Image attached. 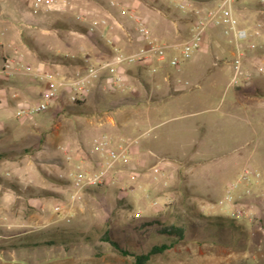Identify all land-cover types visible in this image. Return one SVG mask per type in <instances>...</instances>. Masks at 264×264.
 I'll return each mask as SVG.
<instances>
[{
	"label": "rangeland",
	"instance_id": "rangeland-1",
	"mask_svg": "<svg viewBox=\"0 0 264 264\" xmlns=\"http://www.w3.org/2000/svg\"><path fill=\"white\" fill-rule=\"evenodd\" d=\"M34 1L0 0V35L12 27L21 29L28 51L44 61L71 54V46L76 51L84 46L69 31H86L78 15L105 20L95 12L79 13L71 7L74 0H54L52 10L34 13ZM85 1L88 7H98L90 5L96 3L93 0ZM96 1L102 6L116 2L141 20L149 15L150 21H143L160 44L171 43L168 36L174 28L180 33L183 24L193 22L177 8L183 0ZM86 39L87 54L95 57L100 49L95 40ZM205 55V62L195 55L179 68L165 63L154 64L155 73L146 69L145 78L154 79L141 89V100L148 103L112 116L115 127L99 124L103 114L127 105L124 99L110 103L111 96L127 95L119 88L118 93L106 88L108 93L94 96L89 106L74 108L59 98L46 112L26 117L38 126L34 134L39 136L29 138L28 158L0 172L17 188L0 185V264H135L132 256H122L104 237L131 254H142L172 242L160 231L169 227L182 229V239L147 264H264V229L257 223L264 220L262 208H252L254 222H238L246 229L242 235L198 218H231V206L217 205L225 189L239 181L243 166L264 172V164H258L264 157V115L235 116L233 87L227 86L232 72L225 64L214 65L210 51ZM167 74L169 83L163 80ZM102 138L114 150L130 143L127 162H116L105 183L82 190L81 199L73 202L75 175L95 173L108 161L94 144ZM132 148L138 149L137 156H130ZM80 161L90 167H79ZM18 169H31L34 175H18ZM24 177L29 179L26 188L20 183ZM253 192L264 196V185Z\"/></svg>",
	"mask_w": 264,
	"mask_h": 264
},
{
	"label": "crops",
	"instance_id": "crops-1",
	"mask_svg": "<svg viewBox=\"0 0 264 264\" xmlns=\"http://www.w3.org/2000/svg\"><path fill=\"white\" fill-rule=\"evenodd\" d=\"M74 2L75 4L71 7L75 9L79 8V13L83 12L88 15L90 14L89 12H91V14L95 12L96 14H100L101 17H104L108 22L109 28H102V32L108 37L113 38L122 52L129 54L136 51L141 46L142 43L135 30V23L128 17L120 14V7L110 8L109 5L102 6L97 3L98 1L96 0H93V2L96 3L91 2L90 5L95 4L98 7H88L85 0H74ZM201 6L203 8L213 7L214 3H205ZM233 7L234 15L238 19L239 27L248 32L250 36L249 41L255 46L253 50H250L246 47V44H244V56L242 58L241 71L243 74L248 75V78H242L241 82L236 86L230 84L233 74L231 67L233 48L232 45L229 44L228 38L223 36L219 29L213 28L206 33L202 48L196 56L200 55V61L205 62L207 60L205 52L210 51L214 57V65L223 66L225 64L228 69L231 70L232 74L227 86L233 87L230 100L236 117H239L237 114L241 112L246 114V117L258 116L260 114L264 115V4H259L257 0H235ZM59 18L61 17H56V19ZM92 19V17L88 16L87 20L79 24L86 28ZM143 20H145V22L146 20L150 21V16L148 15L147 17H144ZM191 26L192 23L183 24L182 28H179L180 33L174 28V31L172 33L170 32L171 34L169 33L170 36H168L171 40L170 42H180V40L188 37ZM21 31V29L15 31L12 27L6 30L5 35H0V61L2 59L12 58L19 60L26 65L31 64L30 66L32 67L43 65L47 71L57 73L60 77H69L71 73L79 67L64 66L59 63H53L52 61L49 62L42 60L34 52L28 51L26 45L20 39ZM69 31L71 34L75 35L72 39L79 43H83L84 46H78L77 51L75 50L76 47L71 46L72 53L69 55H62L63 57L67 56L79 60L87 57L93 62L102 58L99 56V51L97 50L95 51V57L88 56L85 47L87 42L85 34L76 33V31L72 33V30ZM53 57L55 58L58 56L53 55ZM148 68L150 67L136 64L124 66L121 69L120 74L122 77V85L119 89H123L122 92L125 91L127 95L118 99L116 97L117 95L109 98L113 99L110 102L113 104L117 103L118 100L124 99L126 100L127 105L118 107L114 113L103 114L101 118H104V122L99 124L100 126L115 127V122L112 116L118 114L121 115L122 111L125 109L133 112L140 106L144 105V103L145 105L148 103L141 100V89L142 87L146 88L147 86L145 82L150 83L151 80H154H147L145 78V71ZM163 80L169 83V74L163 77ZM46 87V84L38 83L31 77L21 73L11 77L0 75V155L2 156L0 159V172L3 168L11 170L7 165L15 164L16 160L29 157L27 156L26 148L29 145V138L39 136L34 134V131L38 129V126L34 123H30V121L26 120V117L24 116L17 117V112L25 108L27 105L36 104H29L30 100H33V102L40 101ZM106 88L103 80L95 83L85 94L82 103L89 106L95 98L94 96L103 92L108 93ZM114 91H116V89H114ZM151 99L152 97L150 100ZM158 99H162V97ZM121 128L123 132L127 131L125 126ZM138 154L139 152L137 148H132L130 150L131 157L137 156ZM92 159L95 160L97 158L92 157ZM258 161V164L263 166L264 157L260 158ZM80 166L89 168L90 164L80 161L79 167ZM12 167L15 168L14 165ZM246 167L247 166H243L240 171L242 172ZM123 171L124 170H121L119 173L122 174ZM35 173L37 177L41 178L38 172L35 171ZM17 174L23 176L34 175L31 172V169H18ZM0 179L2 181H8L7 178L2 177L1 175ZM28 182L29 179L24 177L20 183H22V187L26 188L27 185L30 186ZM242 188L243 187H241L240 190Z\"/></svg>",
	"mask_w": 264,
	"mask_h": 264
},
{
	"label": "built area",
	"instance_id": "built-area-1",
	"mask_svg": "<svg viewBox=\"0 0 264 264\" xmlns=\"http://www.w3.org/2000/svg\"><path fill=\"white\" fill-rule=\"evenodd\" d=\"M210 2L214 3L213 7L203 8L201 6ZM234 2L235 0H183L177 4V8L183 14H189L193 18L189 36L180 42L160 44L151 36L145 22L133 11L125 10L118 3L111 1L110 8L120 7V14L135 23V30L142 43L141 46L129 54L122 52L113 38L102 32V28H107L106 21L94 19L90 21L86 31L89 35L98 36L110 50V55L95 62L87 57L82 59L83 65L74 70L69 77H60L57 73L47 71L43 65L32 67L12 58L2 59L0 75L11 77L21 73L47 86L41 100L19 110L17 117H31L46 112L59 98H66L69 103L83 102L88 90L101 80L109 89L120 88L122 85L120 71L124 66L141 64L150 67L152 73L157 70L154 64L160 66L167 63L171 68H179L184 61L191 60L201 50L206 33L213 28L219 29L232 45L231 67L233 74L230 84L238 85L242 78H248V75L241 71L244 44L250 50H253L255 46L250 43L248 32L239 27L238 19L234 15ZM257 2L261 5L264 4V0H257ZM53 8L54 0H35L32 5L34 13L40 10L50 11ZM76 18L79 23L85 21L82 15H78ZM185 85L188 83L185 82ZM94 144L97 149L107 154L108 161L100 164L99 170L95 173L86 175L78 172L75 175L73 180L75 192L71 196L73 202L81 199L82 190L95 188L105 183L109 170L116 162H127L130 143L120 147L119 150L109 149L104 138L95 140ZM63 150L65 151V149ZM69 159L70 157L67 155V160ZM153 173H159L158 169L153 168ZM263 184L264 172L246 167L242 170L239 181L225 189L224 195L218 200L217 205L231 206V218L236 221L252 223L257 219L253 209L244 208L241 202L255 196L261 199L264 206V196L253 192V188ZM241 186L243 189L240 190ZM54 210L61 213L59 207H55Z\"/></svg>",
	"mask_w": 264,
	"mask_h": 264
},
{
	"label": "trees",
	"instance_id": "trees-1",
	"mask_svg": "<svg viewBox=\"0 0 264 264\" xmlns=\"http://www.w3.org/2000/svg\"><path fill=\"white\" fill-rule=\"evenodd\" d=\"M84 34L89 39L95 40V44L99 47V49H100L99 51H101L100 55L103 56L101 59L109 57L110 50L104 44L102 45L100 43L101 40L98 36L89 35L87 33V31H85ZM53 60H54V61H52L53 63H59V64H62L64 66H75L76 67V66H82L83 65L82 60L67 57V56L55 57ZM82 104H83L82 102L71 103L72 107H74V108L79 107V105H82ZM1 157L2 156L0 155V159H1ZM0 185L3 186L4 188L11 189L13 191H15L17 189L14 184H10L9 182L2 181L1 179H0ZM243 204L246 205V207H248V208L260 207V208H262V210H264V206L261 202V199H259L258 197H255V196L243 201ZM198 218L205 220V222L208 225H211V226H214L217 228L229 227L234 232H236L240 235H242L243 233L246 232L245 231L246 229L243 225H239L238 221H236L235 219L230 218V217H227V218H223V217L210 218V217H205L202 214H199ZM257 223H258V225H261L260 227L262 229H264V220L262 218H259ZM160 231L163 234H165L166 236H168L174 240H172V242L170 241L169 243H166V244L163 243L159 246H152L146 253H142V254H131L128 250L122 249V248H120V246L118 244L110 241L107 238V236L104 237V241L110 243V245H112L113 248H115V250L118 251L122 256H132L134 258L135 264H147L152 256L163 253L165 250L170 249L171 247H173L175 245V243L180 241L183 237V232H184L182 229L177 228V227L161 228Z\"/></svg>",
	"mask_w": 264,
	"mask_h": 264
}]
</instances>
